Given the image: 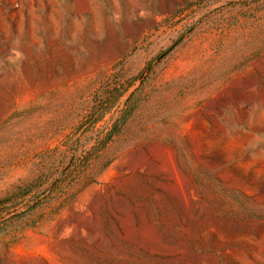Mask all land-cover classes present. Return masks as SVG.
<instances>
[{"label": "rangeland", "instance_id": "obj_1", "mask_svg": "<svg viewBox=\"0 0 264 264\" xmlns=\"http://www.w3.org/2000/svg\"><path fill=\"white\" fill-rule=\"evenodd\" d=\"M0 264H264V0H0Z\"/></svg>", "mask_w": 264, "mask_h": 264}]
</instances>
